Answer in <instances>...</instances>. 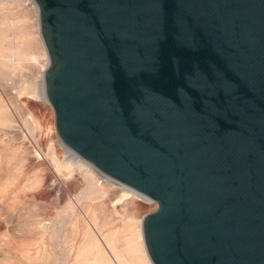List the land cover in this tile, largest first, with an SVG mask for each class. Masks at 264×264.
Instances as JSON below:
<instances>
[{
  "label": "water",
  "instance_id": "1",
  "mask_svg": "<svg viewBox=\"0 0 264 264\" xmlns=\"http://www.w3.org/2000/svg\"><path fill=\"white\" fill-rule=\"evenodd\" d=\"M61 141L157 207L152 264H264V0H33Z\"/></svg>",
  "mask_w": 264,
  "mask_h": 264
},
{
  "label": "rangeland",
  "instance_id": "2",
  "mask_svg": "<svg viewBox=\"0 0 264 264\" xmlns=\"http://www.w3.org/2000/svg\"><path fill=\"white\" fill-rule=\"evenodd\" d=\"M36 7L0 0V112L12 119L0 122V264H70L92 236L104 250V237L121 247L129 219L141 222L157 207L85 159L87 170L67 159L53 109L35 95L43 55L10 57L15 49L27 56L41 49ZM88 252L87 264H101Z\"/></svg>",
  "mask_w": 264,
  "mask_h": 264
},
{
  "label": "bare ground",
  "instance_id": "3",
  "mask_svg": "<svg viewBox=\"0 0 264 264\" xmlns=\"http://www.w3.org/2000/svg\"><path fill=\"white\" fill-rule=\"evenodd\" d=\"M33 2V0H32ZM36 6V4L34 3ZM37 8V7H36ZM38 29V28H37ZM42 42V41H41ZM20 44V43H19ZM42 44V43H41ZM41 49L37 51L34 55H25L21 49H15L14 52L10 55L15 61H20L29 56H32V59L36 60L39 55H43L44 60L40 63V68L37 71L40 78L43 76V71L49 63L48 56L43 44L41 45ZM46 55H45V53ZM47 56V57H46ZM9 57V56H8ZM47 58V59H46ZM13 60V61H14ZM12 61V63H13ZM2 60L0 58V64ZM38 62V61H37ZM39 93L35 94L39 98L46 100L45 92H44V82L39 86ZM34 96V95H33ZM11 116L6 114V112H0V122H11ZM66 157L69 162H73L77 167H83L85 170L89 169L90 165L83 158L73 152L69 147H65ZM74 165V166H75ZM76 167V166H75ZM103 177L109 178L107 175L103 174ZM122 184V183H121ZM126 189V193L128 194H136L138 196L147 197L140 192L134 190L131 187L124 185ZM148 198V197H147ZM124 242L121 247H119L114 241L113 236L104 237V250L100 244L97 242V239L92 236L85 243L81 250L77 253L76 256L72 259L70 264H87L89 256V249H93L94 253L90 254L93 260L100 262L101 264H152L145 250L142 231H141V222L140 220L137 222L135 219L130 218L129 223L125 226ZM100 239V238H99ZM101 243V242H100Z\"/></svg>",
  "mask_w": 264,
  "mask_h": 264
}]
</instances>
